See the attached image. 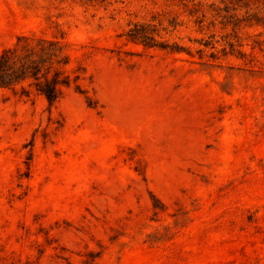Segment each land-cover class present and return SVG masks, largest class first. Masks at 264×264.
<instances>
[{
  "label": "rangeland",
  "instance_id": "obj_1",
  "mask_svg": "<svg viewBox=\"0 0 264 264\" xmlns=\"http://www.w3.org/2000/svg\"><path fill=\"white\" fill-rule=\"evenodd\" d=\"M33 33L84 79L0 90V264H264V0H0Z\"/></svg>",
  "mask_w": 264,
  "mask_h": 264
},
{
  "label": "trees",
  "instance_id": "obj_2",
  "mask_svg": "<svg viewBox=\"0 0 264 264\" xmlns=\"http://www.w3.org/2000/svg\"><path fill=\"white\" fill-rule=\"evenodd\" d=\"M130 41L145 47H163L147 25L135 23L126 34ZM65 34L48 37L36 33L18 36L16 42L0 54V90L20 98L44 97L50 106L59 103L67 90L75 86L82 92V68H72V54ZM96 107L97 101L91 102Z\"/></svg>",
  "mask_w": 264,
  "mask_h": 264
}]
</instances>
